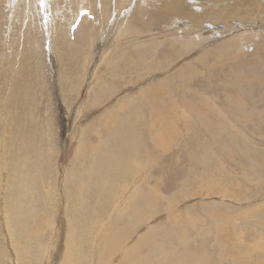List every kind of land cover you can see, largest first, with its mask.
Listing matches in <instances>:
<instances>
[{"label":"rangeland","instance_id":"374dc122","mask_svg":"<svg viewBox=\"0 0 264 264\" xmlns=\"http://www.w3.org/2000/svg\"><path fill=\"white\" fill-rule=\"evenodd\" d=\"M235 1L0 0V264L20 248V264H264V0L215 19ZM214 46L219 62L198 65ZM108 60L121 76L104 85L117 91L93 107ZM188 64L197 72L167 94ZM155 91L168 112L150 114ZM131 98L145 107L105 122ZM90 121L101 135L89 124L78 146Z\"/></svg>","mask_w":264,"mask_h":264},{"label":"bare ground","instance_id":"6f19581e","mask_svg":"<svg viewBox=\"0 0 264 264\" xmlns=\"http://www.w3.org/2000/svg\"><path fill=\"white\" fill-rule=\"evenodd\" d=\"M226 1V0H225ZM263 1V0H262ZM218 6L217 8L218 9H220L221 8V6H219V5H223V3L222 4H214L213 6H211L210 8H213L214 6ZM238 6L239 7H242L243 8V10L242 9H238ZM253 6V2L252 1H244V0H240L239 2H232V4L230 3L229 5H227L226 7H223L221 10H219V11H215L214 13H217L216 14V17H215V19H220V20H223L224 22H226V21H228L229 19H231L232 17H242L243 16V14L244 15H251V10H250V7H252ZM146 13H147V11H146ZM262 13H264V8H263V10H262ZM263 15V14H262ZM136 23H138V27H140L139 26V21L138 20H136ZM141 28V27H140ZM142 29V28H141ZM173 38V37H172ZM176 38V37H175ZM174 39V38H173ZM169 40V39H168ZM154 41V40H153ZM232 42V40L231 39H229L225 44L226 45H228V44H230L231 42ZM164 42V41H163ZM155 43V42H154ZM157 43V42H156ZM187 43V42H186ZM189 43V42H188ZM185 44V43H184ZM190 45V44H189ZM192 45V44H191ZM88 48L90 49L91 48V46H88ZM214 49L212 50V49H210V50H208V51H205V52H203V53H197V56H198V58H197V61H196V63L198 64V62H200V63H204V61H205V64H203V65H208V63L209 62H211L210 61V58L212 59V61L213 60H219L220 59V56H221V54H222V50L220 49V46H217V47H213ZM80 49V48H79ZM150 49V48H149ZM177 49V48H176ZM215 49H217L218 51H219V53L218 52H216L215 51ZM88 50V49H87ZM190 50V49H189ZM88 52H90V50L88 51ZM189 52V51H188ZM81 54H83L82 52H80ZM255 53V52H254ZM179 54V53H178ZM119 57L121 56H126V51H124V53L122 52V53H120V54H117ZM86 56H88V55H85L84 57H86ZM117 56V57H118ZM120 57V60H122V58ZM114 59H116V56H115V58ZM117 60H119L118 58H117ZM216 61V62H219V61ZM123 61V60H122ZM122 61H120V62H122ZM221 61V60H220ZM107 62H111L110 64H108L107 66H106V68H105V70L103 71V73H102V79L100 80V81H96V82H94L93 83V86L89 89V92H91V94H92V106L94 107L97 103H100L102 100H107V97L108 96H105V94H107L108 95V92H111L112 90H113V93H115L116 91H117V88H116V84H115V86L113 87L112 86V90H110V91H108V89L109 88H105V85H104V83L107 81V79L110 77V78H114L115 79V77L116 76H121V73L120 72H115V70L118 68V66H115L114 65V63H116V61H112V60H108V61H106L104 64H106ZM178 62V61H177ZM190 64H188L187 66L186 65H184V66H186L185 68H180V70L179 71H181V73H180V78H179V75H178V78L180 79V81H181V83L180 84H178L177 85V87L174 89H170L169 88V86H170V84L169 83H160L159 84V87L160 88H163L165 85H166V88H168V89H170L168 92H167V94H169V95H171V94H178L179 93V89H181L182 88V86H181V84L183 83V81H185V82H187V78L186 77H191V76H189L191 73H193L194 71H196L197 72V67L196 68H194V69H189L188 68V66H189ZM199 65V64H198ZM121 66V65H120ZM180 67V66H179ZM183 67V66H182ZM120 69V68H119ZM259 69V68H258ZM114 70V71H113ZM211 70H212V67H211ZM253 70H256L257 71V69L255 68V69H253ZM110 71V72H109ZM178 71V70H177ZM178 71V72H179ZM214 71V70H213ZM264 71V70H263ZM191 72V73H190ZM259 72V71H258ZM186 75H188V76H186ZM261 76H262V73H261ZM174 77H176V75H174ZM141 78V77H140ZM177 78V77H176ZM178 79V80H179ZM186 79V80H185ZM262 79V78H261ZM86 80V73H84L83 74V81H85ZM255 80V79H254ZM259 80V79H258ZM171 81V80H170ZM256 81V80H255ZM184 82V83H185ZM183 83V84H184ZM158 84V83H157ZM157 84H155V85H157ZM182 84V85H183ZM171 86H173V84L171 85ZM170 86V87H171ZM157 87V86H156ZM160 88H158V89H160ZM152 91H154L153 89H152ZM159 91V90H158ZM178 93H177V92ZM145 93V92H144ZM153 93H156L155 95H154V97H153V95H151L152 96V98H150V95H148V102H150V104H151V111H150V114L152 113L153 115H156V111H160V112H168V108H167V105L165 104V102H164V105H166L165 107H163L162 108V106L157 102L158 101V99H162V98H160V96H161V93H160V96L158 95L159 93L157 92V91H155V92H153ZM164 93V92H163ZM210 95H213L212 93H210V92H207V91H205L204 93H203V98H204V100L207 102V103H210V104H214L213 102H212V100H211V97H210V99H206V96H210ZM229 96V94L227 95V97ZM139 98H131L129 101H128V103H127V105L124 107L123 106V104L121 103L119 106H118V108L116 107V111L115 110H110L109 111V113H107V117L105 116V114H103V118H105L104 120H105V122H108V121H110V119L111 118H113L114 119V123H115V121H117V118L119 117V119L121 118L122 119V117L125 115V113H134L135 111H141V106H143L142 105V103H141V101H139L138 100ZM104 100V101H105ZM146 100H147V98H146ZM145 100V101H146ZM103 101V102H104ZM163 101V100H162ZM166 101V100H165ZM147 102V101H146ZM103 104V103H102ZM149 105V104H148ZM172 105V104H171ZM143 107H145V106H143ZM127 108V109H126ZM162 108V109H161ZM171 108H174V109H176V111L178 112V108H179V105L178 106H171ZM126 109V110H125ZM161 109V110H160ZM108 111V110H107ZM145 111V110H144ZM191 111L193 112V113H197V112H199L198 110H195V108L194 107H191ZM124 112V113H123ZM146 112V111H145ZM115 113H117V114H115ZM165 115V114H164ZM99 117H101L100 115H98ZM161 116V115H160ZM156 117V116H155ZM155 117H153V119L155 118ZM168 116H166V118H167ZM103 118H102V121H103ZM124 118V117H123ZM201 118L203 119V120H205L207 123H209L211 126H214V127H218L219 125L218 124H216V123H214L211 119H209V118H207L206 116H203V115H201ZM120 119V121H123V119L121 120ZM129 119V118H128ZM99 120V119H98ZM131 120V119H130ZM136 121H138V118H135L134 119V122L136 123ZM118 122V121H117ZM129 122V121H128ZM154 123H155V121H153ZM101 123V122H100ZM110 123V122H109ZM138 123V122H137ZM162 123V122H161ZM18 124V123H17ZM90 124V126H91V129H90V131L92 132V134L93 133H95V134H97V135H101V132H102V130H101V127L102 126H104V125H100V126H98V125H96L93 121H90L88 124H84V125H82V135H81V137L78 139V146H81V147H85V145H86V143L89 141V140H87L88 139V135H89V128H88V125ZM105 124V123H104ZM116 124V123H115ZM115 124H114V126L113 127H115ZM12 125H14V124H12ZM155 125V124H154ZM106 126V125H105ZM108 126V125H107ZM116 126H120V125H116ZM134 126H135V124H134ZM112 127V128H113ZM121 127H123V126H121ZM104 128V127H103ZM108 128V127H107ZM111 128V127H110ZM153 128H154V126H153ZM116 129H117V127H116ZM107 130V129H106ZM103 131H104V129H103ZM108 131V130H107ZM113 132V130H110V132ZM115 132H116V130H115ZM160 133V132H159ZM112 134V133H111ZM158 133H156V135H157ZM212 134H214L215 135V137H217V135H216V133H213L212 132ZM110 135V134H109ZM121 135H123V134H121ZM133 135H135V134H133ZM158 135H160V134H158ZM107 136V135H106ZM125 136V135H124ZM98 137V136H97ZM118 137V136H117ZM116 136H115V139L117 138ZM152 137V136H151ZM159 138H160V136H158ZM121 138H123V137H121ZM100 140H101V138H100ZM112 140H113V136H112ZM107 141V140H106ZM122 141V143H123V140H121ZM100 142V141H99ZM98 142V143H99ZM105 142V141H104ZM118 142H119V140H118ZM89 143H91V142H89ZM97 143V144H98ZM101 144H102V142H100ZM106 143V142H105ZM115 143V142H114ZM92 144H94V143H92ZM117 144V143H116ZM88 145V144H87ZM95 145V144H94ZM99 145V144H98ZM90 146H92V151H93V153H92V151H91V153H92V155L94 156L95 155V153H97V146H93V145H90ZM88 147H89V145H88ZM125 149V148H124ZM84 152V151H83ZM113 152H115V151H113ZM80 153V149L78 148V154ZM89 153V152H88ZM87 153V154H88ZM112 153V152H111ZM110 153V154H111ZM91 155V154H90ZM137 157V156H136ZM111 160V159H110ZM253 162V161H252ZM136 163V162H135ZM134 164V163H133ZM107 177H109V176H107ZM107 177H106V179H107ZM261 179V178H260ZM250 182H253L254 184H255V179L252 177V178H250V179H248ZM25 182V181H24ZM81 183V182H80ZM22 184H24L23 182H22ZM27 185H28V183H27ZM26 185V186H27ZM82 185V184H81ZM137 187H134V186H132V188L133 189H138V188H140L139 186H140V184H139V182L137 183V184H135ZM63 187H64V184H63ZM76 187V186H75ZM257 187V186H256ZM69 188V187H68ZM124 188H125V186H124ZM241 189H242V187H241ZM134 190H131V187L128 189V191L123 195V198H126L127 196L128 197H131L130 196V194L132 193V194H134V192H133ZM81 192H82V194H83V191H82V186H81V190H80V194H79V196L81 195ZM118 192H119V190H118ZM122 192H124V191H122ZM77 193H78V191H77ZM223 193V192H222ZM222 193H220L221 195H222ZM219 194V195H220ZM224 194V193H223ZM55 196H58V192L56 191V193H55ZM78 196V197H79ZM77 197V196H76ZM241 198H240V200H242V196H240ZM74 198V197H73ZM119 198H120V196H119ZM119 198L117 199V202L118 203H120L121 205L123 204L121 201H119ZM246 199H247V197H246ZM250 199V198H249ZM75 200V199H74ZM252 200V199H251ZM263 200V198L261 199V201ZM132 197H131V199H129L128 200V202H127V204H126V207H130L131 205H132ZM242 202V201H241ZM191 205V204H190ZM188 206V205H187ZM188 208V207H187ZM2 209V208H1ZM0 209V214H1V212H2V210ZM188 210V209H187ZM191 213L192 212H189V214L191 215ZM184 214V213H183ZM188 214V215H189ZM198 214V213H197ZM43 215H44V213H43ZM174 215H175V213H174ZM199 215V214H198ZM173 216V215H172ZM177 216V215H176ZM180 216V215H179ZM192 217H194V216H192ZM198 217V216H197ZM45 218V217H44ZM2 219V218H1ZM41 219H43V218H41L40 217V220ZM172 219V218H171ZM194 218H192V220H193ZM7 222L9 221V223H10V227H9V234H8V241H9V244H14L15 243V241L14 240H19V238H20V234H19V230H18V228H17V224H15V221H14V216H13V209H12V207H11V209H10V211L8 212V214H7V216H6V219H5ZM5 220H3L4 221V223H5ZM39 220V221H40ZM191 220V221H192ZM43 222H44V219H43ZM43 224V223H42ZM150 227V226H149ZM148 227V228H149ZM191 227V226H190ZM137 228H138V226H137ZM146 230V229H145ZM261 230V229H260ZM36 231V230H35ZM36 233H38V230H37V232ZM136 233V232H135ZM143 233V232H142ZM16 240V241H17ZM26 240V239H25ZM137 240V239H136ZM135 240V241H136ZM128 242V241H127ZM126 242V243H127ZM261 243V242H260ZM137 244V243H136ZM126 245V244H125ZM124 245V246H125ZM264 246V245H263ZM72 248H74V247H70V252H71V249ZM130 244L128 245V247L126 248V250L124 251V247H122L121 248V250H120V256H121V258L123 257V256H125V258H126V256H128V255H130L131 253H132V251H130ZM137 248V247H136ZM138 248H139V245H138ZM137 248V249H138ZM140 249H141V247H140ZM21 248L19 249V254L21 255V258H19L20 256H18V253H17V257H18V262H15V264H20V261H21V259H22V253H21ZM123 251H124V253H123ZM129 251H130V254H129ZM137 251V250H136ZM135 251V252H136ZM70 252H69V249H68V254L65 256V258H66V263H67V261H68V259L70 258ZM123 253V254H122ZM0 255H2L1 253H0ZM134 255H136V254H134ZM139 255V254H138ZM141 255V254H140ZM145 255V254H144ZM143 255V256H144ZM150 255V254H149ZM142 256V257H143ZM153 256V255H152ZM51 257V256H50ZM133 257H135V256H133ZM137 257V256H136ZM139 257V256H138ZM137 257V258H138ZM141 257V256H140ZM147 257H148V254H147ZM232 257L233 258H235V257H237L236 256V254H232ZM1 258H4V256L2 255L1 256ZM149 258H150V256H149ZM133 259L134 258H132V260H131V263H133ZM11 260H12V262L14 261V259H12L11 258ZM116 260L117 259H113L112 261L113 262H116ZM148 260V259H147ZM147 260H146V262H147ZM125 261V260H124ZM126 261H127V259H126ZM129 257H128V263L127 264H129ZM135 261H136V259H135ZM139 261H140V259H139ZM22 262V261H21ZM44 262H46V261H44ZM126 263V262H125ZM130 263V264H131ZM140 263H141V261H140ZM139 263V264H140ZM149 263H151V260H150V262ZM29 264H31V263H29ZM120 264H122L121 263V261H120ZM135 264V263H134ZM142 264V263H141Z\"/></svg>","mask_w":264,"mask_h":264}]
</instances>
